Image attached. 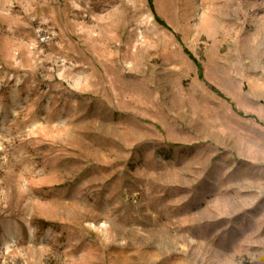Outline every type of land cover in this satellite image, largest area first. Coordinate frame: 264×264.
Returning a JSON list of instances; mask_svg holds the SVG:
<instances>
[{
    "label": "rangeland",
    "instance_id": "1",
    "mask_svg": "<svg viewBox=\"0 0 264 264\" xmlns=\"http://www.w3.org/2000/svg\"><path fill=\"white\" fill-rule=\"evenodd\" d=\"M0 264H264V0H0Z\"/></svg>",
    "mask_w": 264,
    "mask_h": 264
}]
</instances>
